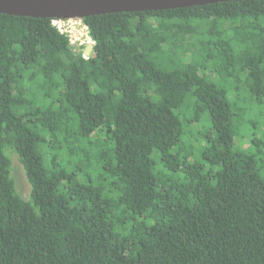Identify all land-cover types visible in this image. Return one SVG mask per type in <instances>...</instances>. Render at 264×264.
<instances>
[{
	"label": "trees",
	"instance_id": "1",
	"mask_svg": "<svg viewBox=\"0 0 264 264\" xmlns=\"http://www.w3.org/2000/svg\"><path fill=\"white\" fill-rule=\"evenodd\" d=\"M53 20L0 13V264H264V0Z\"/></svg>",
	"mask_w": 264,
	"mask_h": 264
},
{
	"label": "water",
	"instance_id": "2",
	"mask_svg": "<svg viewBox=\"0 0 264 264\" xmlns=\"http://www.w3.org/2000/svg\"><path fill=\"white\" fill-rule=\"evenodd\" d=\"M231 0H0V13L83 19L91 15L190 7Z\"/></svg>",
	"mask_w": 264,
	"mask_h": 264
},
{
	"label": "rangeland",
	"instance_id": "3",
	"mask_svg": "<svg viewBox=\"0 0 264 264\" xmlns=\"http://www.w3.org/2000/svg\"><path fill=\"white\" fill-rule=\"evenodd\" d=\"M75 19H79V18H75ZM78 37H79V34L71 35V40L69 43H70L72 50L75 53H81V54H84L86 56H90V54L93 52L92 45L90 43H86L83 46H80V40L78 39ZM254 105H255V107L252 108L253 118L259 116L262 123H263V126H264V121H263L264 120V101L260 104H258L256 102V103H254ZM249 117H252V116H249ZM249 117L247 116V119ZM256 121L261 122L260 120H256ZM204 130H205V126H204L203 130L201 129V131H204ZM263 134H264V131L259 136L264 141V135ZM236 144H239L238 146L241 147L242 149L253 148V146H254V145L252 146L251 140L249 142H247L243 137H237ZM198 147H200V145ZM258 157H260L261 159H264V157L262 155L258 156ZM13 176H14V180H15L17 190L19 191V193L25 199L28 198V196L30 194L31 186L28 182V179L26 177L23 166L21 165V163L19 162V160L16 156L13 157Z\"/></svg>",
	"mask_w": 264,
	"mask_h": 264
},
{
	"label": "built area",
	"instance_id": "4",
	"mask_svg": "<svg viewBox=\"0 0 264 264\" xmlns=\"http://www.w3.org/2000/svg\"><path fill=\"white\" fill-rule=\"evenodd\" d=\"M53 26L57 28V30L63 34H65L69 42L71 40V35L79 34L78 39L80 40V46H83L86 43H90L92 48L94 46V40L91 38L87 25L83 22L82 19H60L55 18L52 22ZM81 48V47H80ZM85 58L86 56L82 54Z\"/></svg>",
	"mask_w": 264,
	"mask_h": 264
}]
</instances>
